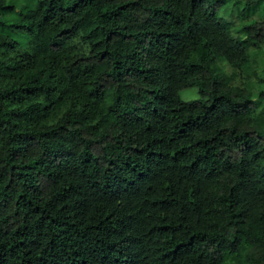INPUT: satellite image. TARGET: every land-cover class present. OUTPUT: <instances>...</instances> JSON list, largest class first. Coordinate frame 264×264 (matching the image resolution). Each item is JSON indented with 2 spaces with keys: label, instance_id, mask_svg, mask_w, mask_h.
<instances>
[{
  "label": "clouds",
  "instance_id": "9594fccd",
  "mask_svg": "<svg viewBox=\"0 0 264 264\" xmlns=\"http://www.w3.org/2000/svg\"><path fill=\"white\" fill-rule=\"evenodd\" d=\"M0 264H264V0H0Z\"/></svg>",
  "mask_w": 264,
  "mask_h": 264
}]
</instances>
